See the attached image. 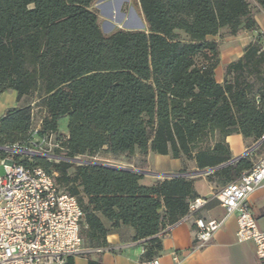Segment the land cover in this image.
Instances as JSON below:
<instances>
[{
    "label": "trees",
    "instance_id": "16d2710c",
    "mask_svg": "<svg viewBox=\"0 0 264 264\" xmlns=\"http://www.w3.org/2000/svg\"><path fill=\"white\" fill-rule=\"evenodd\" d=\"M93 1L0 0V95L11 90L18 101L35 98L34 106L10 108L0 119V146L28 142L34 107L44 111L40 134L64 136L70 161L35 156L23 162L70 184L67 191L85 213V246L107 247L104 218L112 228H135L134 240H145L147 262L160 254L162 236L199 198L196 177L144 185V174L97 163H78L69 174L72 160L101 151L112 157L139 151L144 162L152 150L194 160L200 170L230 162L227 136L241 134L253 145L264 136V37L226 66L219 83L214 69L220 49L210 37L222 28L231 35L256 30L249 0H139L148 31L118 29L110 35L103 33ZM256 2L264 10V0ZM62 116L69 117L67 134L59 132ZM263 146L264 141L207 174V180L223 187L238 179ZM89 264L102 262L90 258Z\"/></svg>",
    "mask_w": 264,
    "mask_h": 264
},
{
    "label": "built area",
    "instance_id": "2783aa9c",
    "mask_svg": "<svg viewBox=\"0 0 264 264\" xmlns=\"http://www.w3.org/2000/svg\"><path fill=\"white\" fill-rule=\"evenodd\" d=\"M41 124L42 120L35 123L33 116L28 142L0 146V162L5 170L4 175L0 173V264H66L70 258L108 249L84 245V210L77 196L59 186L56 174L23 162L26 158L32 161L35 156L51 162L70 161L64 155V136L53 131L40 134ZM258 188H264V156L211 198L191 201L188 212L178 222L193 220L194 247L206 246L228 218L235 215L238 242H254L257 260L264 264V230L259 228L248 201ZM210 200H216L225 210L223 216L196 215ZM174 258L180 261L176 254ZM146 263L162 264L157 257Z\"/></svg>",
    "mask_w": 264,
    "mask_h": 264
},
{
    "label": "crops",
    "instance_id": "0c3cea01",
    "mask_svg": "<svg viewBox=\"0 0 264 264\" xmlns=\"http://www.w3.org/2000/svg\"><path fill=\"white\" fill-rule=\"evenodd\" d=\"M253 1L257 5L256 0ZM121 3V0H94L92 2L93 7H96L94 11H96L99 21L102 19V14H120ZM134 5L137 7L138 12L133 9L130 11V8L124 10L125 12L122 13V16L127 25L123 28L120 25L118 28L148 31V24L144 18L139 0H135ZM255 18L258 28L254 31L241 29L237 34L231 35L228 33V28H222L218 35L210 37L218 42L220 49L219 61L214 69L215 78L219 83H223L225 80L226 66L241 58L244 55L245 48L258 39L260 35L264 37V10L258 6L255 8ZM4 95L5 92L0 95V119L8 109L20 106L23 101V99L17 100L15 91L8 98L2 100ZM237 137L243 139L241 146L232 145V141L235 142ZM216 138L218 139V135ZM225 140L230 146L233 158L243 154L253 145V143L246 141L238 133L227 136ZM152 153L154 152L149 150L143 164H136L128 160L119 164L108 161L105 164L140 168L162 174L179 173L185 167L193 171L198 170L194 160L173 158L171 155H162L165 158L161 159H166L170 164L168 167L160 168V166L152 163ZM136 157H140L139 151L133 156L134 159ZM162 179L154 175L144 174L141 183L152 185ZM194 187L200 198H211L214 192L221 188L209 182L206 175L197 176ZM248 201L257 218L259 228L264 230V188H258L252 192ZM224 214L225 210L216 200H210L196 212L197 216L206 218H219ZM103 221L106 227L110 229L107 235L108 249L100 253H90L88 256L70 258L72 264H89L90 258L99 260L102 264H147L143 259L145 240H134L135 228L133 226L124 224L118 228H112L108 220L103 218ZM195 230L196 227L193 220L178 222L169 228L168 232L162 236V250L157 256L159 261L162 264H260L256 257L254 242H238V223L235 215L228 218L225 225L215 233L211 242L199 249L194 247ZM174 254L179 257V262L175 260Z\"/></svg>",
    "mask_w": 264,
    "mask_h": 264
},
{
    "label": "rangeland",
    "instance_id": "374dc122",
    "mask_svg": "<svg viewBox=\"0 0 264 264\" xmlns=\"http://www.w3.org/2000/svg\"><path fill=\"white\" fill-rule=\"evenodd\" d=\"M249 1L251 2L253 8H256L257 5L255 4V2L253 0H249ZM121 2L122 3L120 4V11H121L120 14H118V15L117 14L116 15H113V14L103 15L102 14V19L104 21L101 19V21H99V24H100V27H101V29L105 35L112 34L113 32H115L116 30L119 29L118 27L120 25H122L121 28H123L125 25H127L126 21L124 20V18L122 16V13L125 12L124 10H128V8H130V11H132V9H133V10L138 12L137 7L134 5L135 0H121ZM91 8L93 10H96V7H93V4L91 5ZM137 26L140 28L139 25H137ZM10 94H13V91L10 90V91L5 92V95H4L2 100H4L5 98H8V96H10ZM34 100H35V98L32 95L24 96L21 105L31 104L34 106L35 105ZM43 115H44V111H42L39 108L34 107L35 123L38 122L40 119H42ZM68 122H69L68 116H62L59 119V132L60 133H63V134L68 133ZM211 143H212V141H210V139H209L208 141H205L203 143V145L208 146V144H211ZM241 144H243V139H241V138L237 137L235 142L232 141L233 146L234 145L241 146ZM263 156H264V146L260 147V149L257 150L256 154L253 155V159L258 160L259 158H261ZM161 158H165V157H163L162 155L157 154V153H152V163L153 164L155 163L156 165L160 166V168L161 167L162 168L168 167L170 164L169 161H167L166 159H161ZM78 159H79V162H74L75 165H73L71 168H69V171H68L69 174L74 173L75 167L78 163H84V162H89V161L97 162V163H108V161H112V162H114V164H119L123 161L128 160V161H133L136 164H143L140 157H136L135 159L133 158V156H130V157H126V156L125 157H122V156L112 157V156L105 154L103 151H101L100 153H98L95 156L82 155V156H79ZM184 170L186 172L193 171V170H190L188 167H185ZM0 173L2 175H4V173H5L3 164L1 162H0ZM57 175H58V173H56V176ZM59 186L63 189L68 190V187L70 186V184L67 186H63V185L59 184ZM86 228H87L86 225L84 223H82V227H81L82 238L86 235ZM84 239L85 238H83V240Z\"/></svg>",
    "mask_w": 264,
    "mask_h": 264
},
{
    "label": "water",
    "instance_id": "95a60500",
    "mask_svg": "<svg viewBox=\"0 0 264 264\" xmlns=\"http://www.w3.org/2000/svg\"><path fill=\"white\" fill-rule=\"evenodd\" d=\"M264 141V136L261 140H259L258 142H256L253 146H251L250 148H248L243 154L232 158V160L228 163L225 164H221L218 165L214 168H206V169H198L192 172H187V173H157V172H152L150 170H145V169H140V168H127V167H123V166H118V165H112V164H105V163H97V162H91L89 161L88 163H97V164H102V165H106V166H110V167H114V168H118V169H125V170H131L140 174H145V175H154L157 176L159 178H170V177H175V176H187V177H197V176H202V175H207L209 173H211L214 170L220 169L224 166H226L227 164L236 161L238 159H240L241 157H243L244 155L248 154L249 152H251L254 148H256L257 146H259L262 142ZM72 161L74 162H79L78 158L73 159Z\"/></svg>",
    "mask_w": 264,
    "mask_h": 264
}]
</instances>
